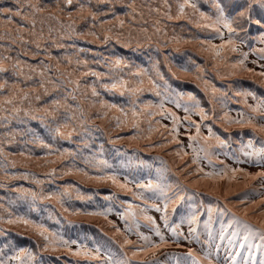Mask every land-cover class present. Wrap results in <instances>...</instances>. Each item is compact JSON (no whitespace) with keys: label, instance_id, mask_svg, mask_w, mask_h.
<instances>
[{"label":"snow or ice","instance_id":"snow-or-ice-1","mask_svg":"<svg viewBox=\"0 0 264 264\" xmlns=\"http://www.w3.org/2000/svg\"><path fill=\"white\" fill-rule=\"evenodd\" d=\"M78 0H55L52 7L46 6L48 0H14L16 5L15 9L12 8H0V15L4 16L10 27L0 28V127H6L8 123L15 120L17 123L23 124L25 120H40L44 126H48L45 121L49 118L51 120H58L61 111L65 115V122L58 124L55 129H50L52 132V139H70L73 135V131H66L69 128V121H72L76 117V112L79 111L80 115L78 117L80 121V126L84 127L85 124L92 121V116L96 118H107L109 116V111H96L89 115H85V112L78 105L73 106L76 102L77 92L80 91L81 85L84 83V78L92 76L97 80L104 78L103 74L98 71H94L89 67L88 59L82 58L85 53H91L93 56L98 55L92 52L91 49L79 48L75 43L65 44L63 41H75L79 39H86L88 43H102L108 44L111 40L115 38L117 43H120L122 30L128 25L130 28L132 25L137 23L141 24L140 31L144 34L148 33V25L150 20L145 19V12L148 17L151 18L154 14L155 19L151 20V24L154 30V34H160L162 32L161 17L167 20H180L188 18L191 22V17L188 16V9H191L193 14L198 13L200 21H207V23H197L196 27L199 28H210L212 32L220 39L219 44L213 43L211 40H200L198 43L203 47L204 51L209 52V59L212 62V67L219 74V70L223 68H244L246 71L250 72L252 75H259L264 78V70L256 73L254 69L246 68V61L248 60L249 53L243 52L240 48L241 44L245 41L241 39V33L247 35L250 29L255 26L260 34L257 40L264 44V0H204L205 3H211L214 9L212 15H208L198 8L196 0H177L176 14L173 16L171 14V3L170 0H162L160 7H153L155 0H127L123 5L128 9L124 16L116 15L114 8H109L104 12L93 11L90 7L85 4H80L79 8L75 11L71 10L73 5L77 3ZM97 4H114L116 0H96ZM259 10V14H257ZM112 15L114 18L112 20H104L101 17ZM37 17H40L39 23L41 24L40 31H36ZM139 17V21L137 20ZM16 18H19L21 23L15 24L13 22ZM77 20L91 21V24L87 31L79 32L77 31L76 22ZM45 21L48 22L49 26L47 29V39H45L43 25ZM53 22H55L53 24ZM58 26V27H57ZM97 28L102 31L98 32ZM225 32L227 36H225ZM113 33H116L114 36ZM55 34V35H54ZM91 37V39H88ZM151 39V37H148ZM189 42V41H186ZM49 44L55 45L56 48L64 50L65 54L63 56L53 57L51 51L48 47ZM125 47L129 45H123ZM35 48V51H32ZM71 48L74 55L70 56L67 53V49ZM253 53L258 52V59L252 61L254 64H258L261 69H264V64H259L260 60H264V48L251 49ZM15 52L16 55L13 56L12 53ZM7 53V54H5ZM229 53H239L241 59H238L235 63H229ZM43 56V58H41ZM27 58V59H25ZM36 61V63H30L29 61ZM55 61V63H50V61ZM94 63H99V60H94ZM105 65L109 68L108 79L112 81L111 84H102L101 87L105 91L112 92L113 94L119 93L120 96L129 95V107L125 108L121 105L110 103L103 99H99V105L101 110H114L120 113V116H116V128L123 130L129 125L131 128L135 129L138 133L145 132L146 135L143 137L152 143L153 134H158L162 140L174 143L178 146L176 155L184 160L187 153L183 152V146L180 141V128L187 124L186 132H189L187 139L190 141L188 147H192V141H197L198 139L207 140L209 137H214L217 143L221 146H226V141L221 139L219 135H216L211 126H207L208 136H201V127L204 121L209 119H215L210 117L205 110L200 107V103L191 94L188 95V100L192 101L193 104L190 107H184L185 116L179 117L174 112L169 109L164 108L161 112L156 113V115L163 117L164 119H171V127L166 124H162L159 120H149L150 126L145 130L141 128L142 118L145 117L147 109L152 107L151 105H146L144 108H140L137 104L139 94L145 89L143 87L144 80L140 79L138 82L134 79H125L122 75L125 69L130 66L122 57H115L109 59L104 58ZM195 64V61H192ZM75 65V67H73ZM155 69V65H153ZM198 73H203L205 69L196 65ZM187 71V69H184ZM11 73V76L5 78V74ZM127 75L131 78L144 77L147 75V70L144 68H137L136 71H129ZM157 76L163 79V76L157 71ZM207 83V82H206ZM149 84L154 88L155 83L149 77ZM90 87V96L94 98H99V92L95 85H88ZM219 91L216 88H212V92L215 94ZM56 94H61L57 96ZM159 95V93H157ZM237 95L252 96L256 99L255 94L251 92L247 93H237ZM89 93L85 91L82 93V97L87 99ZM49 97L48 101L44 98ZM43 101V105L41 102ZM82 102V101H81ZM95 101L92 107L95 108ZM163 108V105H159ZM177 108H180V104H176ZM195 111V113L200 117V122L192 120L189 113ZM251 113L254 115L245 118L243 112L238 113L239 119L232 120L231 117L226 112L221 120H226L231 123L239 125L241 128L250 127L254 130L264 132V125H258L255 123V119L258 116L264 119V99L258 100L255 107H250ZM43 113V116L39 115ZM70 113V114H69ZM150 116L151 114L148 113ZM123 117V118H121ZM94 123V121H92ZM156 124V127H151L152 123ZM195 128V134H190V129ZM63 129V130H62ZM100 131L99 128L95 129ZM228 129L225 128V131ZM85 132L91 135V132L85 128ZM21 134L22 133H18ZM33 139L26 141V143L35 144L38 147L47 150L46 155H51L52 153L58 152L52 144L45 142L40 139L35 133L32 134ZM170 137V140H169ZM136 136L129 137V139H136ZM14 139L8 141L9 144L13 143ZM161 147L165 145H159ZM84 147H88L85 143ZM102 147V146H101ZM248 147H252V141H249ZM72 155L67 149L60 152V158L64 155ZM21 157L25 159H32V154L30 152H19ZM244 155L248 157L245 161L237 160V163H255L264 167V147L253 148L251 152H245ZM0 156H3L5 160L8 159V155L5 153V142L0 140ZM205 159H208V163L212 164L213 161L208 157L205 152ZM54 163V161H53ZM91 167L100 171L99 165H103L105 168H111L112 165L108 164L107 161L98 160L95 163L92 161L88 162ZM219 163H223L219 161ZM192 165H196V170L194 174H199L201 179L210 180L218 182L220 180H227L232 182L237 179L238 175H242L246 178L252 180L264 179V170L256 172L255 174L248 173L242 168H227L226 166L221 171H205L203 167L199 166V157H193L191 161ZM12 167H16L15 163ZM77 171H81L77 169ZM190 171V170H189ZM56 169L53 168L46 173L48 176H54ZM67 174V173H65ZM192 174V173H190ZM84 176H89L88 172H83ZM15 178V177H14ZM18 178L28 179L27 174H24ZM89 179H94L96 181H111L113 185L125 192H132V189L128 187L127 179L124 183H121L115 173L106 174L103 176H89ZM51 182V181H50ZM37 185L43 183V181L37 179L35 180ZM3 185H0L2 187ZM135 187L137 189H143L144 191L152 192L158 194L165 198L163 202V208L159 204H151L150 207L154 208L156 212H162L160 219L163 221L164 228L171 234V239L167 238L165 233L157 225V221L152 216L145 215L143 219L147 222L150 232L153 235H145L138 231L139 224L134 223L133 220L129 219L130 214H120V219L127 221L124 230L117 227L112 221L108 223L114 229V236L109 239L113 243L118 244L119 252L121 255H117L114 252H108L107 250L102 251L101 246H96L95 248H89L86 245L79 244L76 240H66L63 237H58L56 233L51 232L43 224L35 223L24 216H13L11 212H8V218L5 219L4 216H0V223H7L10 225L22 224L27 228L35 231V233L42 238L44 244L41 248L37 244L41 251H59L61 248L64 249L66 253L83 259L88 262V264H132L133 261L136 264H161L160 256L161 250L167 249L173 244L176 247H181L180 240H198L197 228L195 225L198 224L199 216L195 214L186 218V223L189 225L188 234H185L178 229L180 224L185 223L182 219L180 224L170 225L169 216L167 215L169 203L178 204L180 201L185 199V194L178 191L174 195V199L169 197L168 192L173 186H168V191L161 186L160 183H154L149 181L147 183H136ZM175 187L179 190L180 185L177 184ZM69 188L65 187L60 195L52 193L48 196L42 197L45 200L57 199L59 200L61 196H66L69 193ZM23 196H30L33 200L37 198V193L34 191H29L27 189H16ZM79 199H84L80 196ZM134 199L146 200L143 192L136 194L133 193ZM3 198L0 197V200ZM87 199H91L88 197ZM104 199H112V196H105ZM242 205H247V199L240 201ZM254 211L259 210V214L262 219L259 222V231L254 233L251 226L244 224L243 227L246 228L251 234H258L260 241L264 242V198H261L258 203L253 202ZM132 205L129 204L128 208L131 209ZM0 210L7 211L4 209V205L0 203ZM31 210H35L34 208ZM208 212H212L213 209L209 207ZM68 211V209H65ZM78 211V210H77ZM112 209L108 208L102 212L89 213L90 215H100L107 219V212H111ZM175 211V207H173ZM247 208L245 209V215H247ZM207 226V222H205ZM231 226V224L229 225ZM136 230V235L142 244H137L136 242L130 240L125 234L126 232H131ZM4 230L0 229V235H4ZM235 235V233H233ZM116 237H122V240H117ZM223 238V237H221ZM247 240V236H245ZM72 245H76L75 250L72 249ZM244 245L241 244V247ZM259 246V245H258ZM12 247L13 254L8 256L2 255V249H0V264H34L37 260V254L34 253L30 248L21 247L15 248L12 246V242L9 241L8 244L3 245V248ZM132 249L131 255L128 254V250ZM163 256L167 257L169 260H174L175 264H188V260L194 262V264H200V261L196 259L191 248L182 256H173L167 252L162 253ZM239 255V253H237ZM59 259V257H57ZM228 259L231 260L232 264H236V256H230ZM208 264H212L209 259ZM259 264H264V260H260Z\"/></svg>","mask_w":264,"mask_h":264},{"label":"trees","instance_id":"trees-1","mask_svg":"<svg viewBox=\"0 0 264 264\" xmlns=\"http://www.w3.org/2000/svg\"><path fill=\"white\" fill-rule=\"evenodd\" d=\"M126 2L127 0H116L114 4H97L96 0H78L71 10L75 11L82 3L97 12H104L109 8H114L115 14L123 17L128 11V9L123 6ZM54 3L55 0H48L46 6L52 7ZM170 3L172 6L171 14L175 16L177 0H170ZM196 3L201 11L208 15L213 14L214 9L212 8L211 3H205L204 0H196ZM161 4L162 0H155V3H153L152 6L160 7ZM5 7L15 9L16 5L14 0H0V8ZM257 14H259V10H257ZM188 16L191 17V22H189L188 18L167 20L166 18L161 17L160 27L162 28V32L160 34H154L151 20L155 19L156 16L154 14L149 18L145 12V19L150 20L149 24L145 25L148 28V33L144 34L140 31V23L132 25L131 28L126 25L122 30L120 43H117L115 38L108 44L88 43L86 39L63 41L65 44L75 43L79 48L91 49L92 52L97 53L98 55L96 56H93L91 53H85L82 55V58L86 57L89 61V67L94 71L100 72L104 76L101 80H97L92 76L84 78V83L81 85L80 91L77 92V101L71 103H73L74 107L77 105L80 107L82 103L87 109L85 112L88 115L96 111H104L100 109L99 99L128 108L130 106L128 94L120 96L118 92L113 94L112 92L105 91L104 88L101 87L102 84L112 83V81L108 79L110 73L109 68L104 63V58L107 57L113 59L115 57H122L130 66L122 73V75L125 76V79H134L137 82L140 79L144 80L143 87L145 90L139 94L137 104L140 108H144L146 105L152 106L147 109L145 117L142 118V129L146 130L150 126V119L153 121L159 120L165 122L163 117L156 115V113L162 111V108L159 107L161 104L163 106L172 107L176 113L182 112L185 114L184 107H190L193 104L192 101L188 100V95L191 94L199 101L200 107H202L210 117L215 118L214 120L209 119L203 122V125L205 126H202L201 130H204L205 136H208L207 126H211L213 132L226 141V146H221L217 143L214 137H209L207 140L203 139L204 141L201 139L199 141L200 145L194 147L193 150L196 151V148H198L197 151L200 152L199 154L203 156V159L206 162L208 159L204 158L205 152L208 156L215 158L221 156L230 160H239L240 157L238 154L244 147L248 146L249 141H252V146H257L259 144L256 140L257 138H255L256 136L253 129L250 127L228 129L225 131V128L228 125L234 123L221 120V117L227 112L234 121L237 120L238 112H243L249 116L254 115L244 102V95H237V93L251 92L255 94L256 99H253L252 96L250 97H252L253 102L255 101L254 106H256L258 100L264 99V83L262 82L264 78L259 75H254L257 77L256 79L239 76H234L230 79L227 73L229 68L223 67L219 70V74H217V71L215 69L213 70L211 65L212 62L208 57L210 56V53H205L201 48L200 51L193 49L192 44L188 45V43H193L195 40H198V42L200 40H209L216 34L212 32L210 28L196 27L198 22L207 23V21H200L198 13L193 14L192 10L188 9ZM113 18L112 15L101 17V19L104 20H112ZM36 19V31H40V17H37ZM139 19L140 18L137 17L138 21ZM17 23H21L19 18L14 20L11 27H14ZM54 23L55 22H53V24ZM90 24L91 21L77 20V31H87ZM48 26V22L45 21L43 25L45 39H47L48 35ZM8 27H10V25L8 24L7 19L0 15V28ZM97 31L100 32L102 30L97 28ZM259 34L260 32L255 26L250 29L247 35L241 33V39L245 41V43L241 45V50L243 52H248L251 56L258 57L259 53H253L251 49L264 48V44H261L257 40ZM113 35L115 36L116 33H113ZM225 36H227L226 32ZM148 37H151V39H148ZM88 39H91V37ZM198 42L197 44H199ZM123 45L129 46L125 47ZM48 47L53 57L63 56L65 54L64 50L56 48L53 44H49ZM32 51H35V48H32ZM66 54L70 56L74 55L71 48L67 49ZM202 54L207 57L201 56ZM12 55L15 56L16 53L13 52ZM228 56L229 63H235L238 59L242 58L239 53H232ZM41 58H43V56ZM94 60H99L100 62L94 63ZM192 61H195V64H193ZM249 61L250 57L248 56L246 67H250L248 64ZM29 62L36 63V61L31 60ZM205 62L208 64H204ZM51 63L54 64L55 61L53 60ZM153 65H155V69L153 68ZM196 65H199L201 68L205 69V71L203 73H198ZM208 66L212 68H209ZM73 67H75V65H73ZM137 68L146 69L147 75L135 78H131L127 75L129 71H136ZM184 69H187V71ZM157 71L163 76V79H160L157 76ZM255 72L258 73L256 70ZM184 74H187L189 78H183L182 76ZM230 74L231 76L234 75L232 73ZM10 76L11 73L5 74V78ZM149 77L155 83L154 88L149 84ZM88 85H95L100 94L99 98L90 96L91 89L90 87H87ZM213 87L219 90L215 94L212 92ZM85 91L89 93L87 99L82 97V93ZM157 93H159V95H157ZM56 95L59 96L61 94ZM44 100L48 101L49 97H45ZM94 101L96 103L95 108L99 107L98 109L92 107ZM177 103L181 105L180 108L176 107ZM41 105H43V101L41 102ZM148 113L151 115L149 116ZM114 114L115 117L120 116V113L116 112ZM189 114L198 117L197 122H200V117L195 111ZM39 115L43 116V113H40ZM75 115L77 118L68 122L69 128L66 130L73 131L74 129L73 135L70 139H52V132L50 129H55L58 124L65 122L63 111H61L58 120H51V118H49L45 121L48 125L47 127L44 126L39 119H26L23 124L17 123L13 120L8 123L6 127H0V140L5 142V153L8 155L7 160H5L3 156H0V185H3L0 187V197L3 198L0 200V203L4 205V209H7V211L0 210V216H4L5 219H7L8 212H11L13 216H24L35 223L43 224L51 232L56 233L58 237H63L69 241L76 240L79 244L86 245L89 248H95L99 245L102 247L103 251L104 245H106V249L113 248V244L110 242L107 232L103 230L102 233H98L96 231L100 230V228L95 227L86 220H77V217L82 214L85 215L84 218L87 219H95L97 217L105 218L104 216L90 215L89 213L102 212L111 208L112 211L106 213L108 216L106 220L109 221L111 214H121L123 208L125 206L128 207L129 204L137 207L141 210L140 212L144 213L149 206L151 192L133 187L131 188L132 192H125L120 189L118 193L107 195L108 187H93L85 185L83 181L85 177L83 172L85 171L88 172L89 176H103L115 173L119 181H121V177L114 170V166L120 164L122 165V168L125 169L123 164L125 160L129 159V157L125 153L117 152L116 146L113 148L115 141L118 142L119 140L115 137V133L110 136L108 134V137H111L114 140L113 147H104V142L101 147L100 137H102L103 141L105 139L101 129L92 124V121L85 124L84 127H81L78 119L80 115L79 111H77ZM92 117L93 120L98 119L94 115ZM216 120H218L220 124H218ZM255 123L258 125H261V123L264 124V119L257 116ZM165 124L167 125L166 122ZM151 127L155 128L156 124L153 122ZM85 128L91 132V135H88L85 132ZM96 128H99L100 131H96ZM191 129L194 130L195 128L192 127ZM127 130L130 134L132 133L134 136L142 138V146L143 144H150L149 141H146V139L143 138L147 134L146 131L138 133L135 129L131 128V126ZM18 133H22V135ZM33 133L38 135V137L45 142L52 144L59 151L52 153L51 155H46V149L38 147L35 144L26 143V141L33 139ZM185 134H187V132ZM10 139H14V142L11 144L8 143ZM158 139H160V136ZM85 143L88 147H84ZM152 145L146 147H151ZM64 149H67L72 155L66 154L60 158L59 154ZM21 151L26 153L30 152L32 154V159L29 160L21 157L19 155V152ZM146 152L148 153V151ZM183 152L186 153L185 148L183 149ZM98 160H104L107 161L108 164L113 165L111 168H105L103 165H99L100 171H97L95 168L91 167L88 162L92 161V163H95ZM212 161L216 165L218 164L214 160ZM154 162L155 161L153 160V163ZM13 163H15L16 167H12ZM143 163L146 165L148 161L143 159ZM199 166H201L200 162ZM53 168L56 169L55 175L51 177L46 175V173ZM188 168L191 167L189 166ZM77 169L81 171L78 172ZM140 173L143 172L140 171ZM24 174H27L28 179L18 178ZM128 176L130 177V175ZM37 179L43 181V183L37 185L35 183V180ZM125 179L127 178H124V180ZM127 182L130 183V185L132 184L128 179ZM65 187L70 189L69 193L66 196H61L59 200L42 199V197L48 196L52 193L60 195ZM20 188L36 192L37 198L33 200L30 196L26 197L21 195V193L16 191V189ZM170 191L172 193V189ZM186 191L191 193V195L185 200L187 205L183 206L187 207L188 204L190 205L193 202L196 207L198 200L195 198L194 192L190 190ZM141 192H143L146 200L142 201L136 199L134 202L133 193L139 194ZM154 195L165 199L158 194ZM80 196L84 197V199H79L78 197ZM105 196H112V199L106 200L104 199ZM199 196L201 197V195ZM88 197H91V199H87ZM208 202L209 201L206 203ZM179 206L183 207L182 205ZM33 208L35 209L34 211L31 210ZM65 209H68V211H65ZM135 221L139 224L147 225V222L145 220L143 221V218L138 220L135 219ZM213 223L215 222L212 221V224ZM0 229L4 230L5 233L4 235H0V249H2V255L5 257L13 254L12 247L3 248V245L8 244V242L11 241L12 246L15 248L27 247L36 253L37 260L34 264H76V262L84 264L86 262L83 259L74 258L70 253H66L63 248L59 251H41L44 241L34 230L27 228L25 225L0 223ZM37 244H39L41 248H38ZM75 247L76 245L73 246L72 249L75 250ZM57 257H59V259ZM12 264H15V262H12Z\"/></svg>","mask_w":264,"mask_h":264},{"label":"rangeland","instance_id":"rangeland-1","mask_svg":"<svg viewBox=\"0 0 264 264\" xmlns=\"http://www.w3.org/2000/svg\"><path fill=\"white\" fill-rule=\"evenodd\" d=\"M209 40H211L215 44H219L221 42L216 35H214V37L210 38ZM197 42L198 40H195L193 41V43H188V45L192 44L193 49H197L200 51L201 48L202 51H204L203 47H201L200 44H197ZM241 45L240 48L242 47ZM204 52L209 54V52ZM201 56H203V54ZM249 57L250 61L248 62V64L250 67H246L247 69H255L258 73L264 70L261 69L258 64L252 63V61H256L258 57L251 56L250 54ZM204 64L208 63L205 62ZM259 64H264V60H260ZM227 73L230 79L234 76L251 77L255 79L257 78L250 72L246 71L244 68L232 69L229 67ZM230 73L234 75L231 76ZM182 77L189 78L187 74H184ZM262 82L264 83V79ZM244 97V102L249 108L255 107V101L253 102L252 97ZM82 105L83 104L81 103L80 108H82L85 112V110L87 109L84 105ZM164 108L171 110L181 118L185 116V114L182 112L176 113L175 110L170 106H163L162 110ZM114 113H116L114 110L109 111V116L107 118H99L93 120L92 117V121H94V123L92 122V124L98 126L104 134V141L102 137H100L101 146H103L104 142V147H113L114 140L111 137H108V134L110 136L111 134L115 133V137H117V139L119 140L118 142L115 141L113 148H115L116 146L117 152L125 153L129 157V159L125 160L123 164L125 169H123L122 165L120 164L114 166V170L121 177L120 182L124 183L126 181V179L124 180V178H127L132 182L131 185L130 183H128V187L130 188L135 187L136 183H147L149 181H152L154 183L158 182L162 187L165 188L166 191H168V186L171 185L173 187L171 188L172 193L171 191L169 192V197H172L173 199L174 195L178 191L183 192L185 194V199L175 205L170 202L167 215L169 216L170 225L180 224L182 219L185 220V223L180 224V228L178 229L179 231L183 232L185 236H187L188 234L189 227V225L186 223V218L192 215L194 211L195 214L200 218L198 224L195 225V227L197 228V235L199 236V239L191 241L181 239V247H176L175 244H173L169 248L161 250V253H158V256H160L161 259V264H175L174 260H169L167 257L163 256V252H167L173 256H182L187 252L189 248L192 249L196 259L200 261V264H208L209 259L212 261V264H232L231 260L228 259V257L230 256H236V264H259L260 260H264V242L260 241L258 234H251L246 228L243 227L244 224H248L249 226H251L254 233H258L259 231V222L262 217L259 214V210H253V202L258 203L261 198H264V179L252 180L242 175H238L237 179L232 182H229L227 180H220L214 183L210 180L201 179L199 174H194L196 166L192 165L191 161L193 157H199V162L201 164L200 167H203L205 171H221L226 166L227 168L239 167L248 173L255 174L256 172L264 170V167L255 163H237V160H230L226 157L221 156H217V158L208 156L211 158V160H214L216 163H218L217 165L215 163L209 164L208 161H204L203 156L199 154L200 152L197 151L198 148H196L197 152L193 150L194 147L200 145L199 141L201 139L192 141V147H188L190 141L187 139L189 132L185 134V129L187 128L186 123L183 127L180 128V132L182 133V135L180 136V141L183 149L185 148V151L187 153V155L184 157V160H181L175 154L178 150V146L174 143H169L162 140L161 137L160 139H158V134H153L152 136L153 145L152 143H150L143 144L142 146V138L137 137L136 139H129V137L134 136V134H130V132L127 130L130 125L123 130L116 128V121H113L115 120ZM85 115L87 116L88 114L85 112ZM246 116L249 115L245 114V118H247ZM191 118L195 121L198 120V117L191 116ZM239 118L240 117L237 114L236 119ZM164 120L167 125L171 127V119L169 118ZM160 122L162 124H165V122ZM216 122L220 124L218 120H216ZM262 124L263 123H261V125ZM226 128L230 130L241 127L234 123L232 125H228ZM253 132L257 137L256 140L259 144L257 146L244 147L238 154L240 157V161H245L248 159V157L244 155L245 152H251L253 151V148L264 147V132H260L254 129ZM190 134L194 135L195 129H190ZM201 135L205 136L204 130H201ZM202 141L204 140L202 139ZM162 144L165 146H159ZM149 145L152 146L146 147ZM146 151H148V153ZM147 156L150 158H148ZM143 159H146L148 161L146 165L143 163ZM153 160L155 161L154 163ZM219 161H222L223 163L221 164L219 163ZM189 166L191 168H188ZM140 171L143 173H140ZM132 172L134 173V175ZM128 175L132 177L130 178ZM83 181L85 185L88 186L108 187L107 195L118 193L120 191V189L113 185L111 181H96L94 179H89V176H85ZM177 184L180 185L179 190L175 187V185ZM186 190L194 192L195 198L198 200V204L196 207L194 206L193 202L190 205L188 204L187 207L183 206L187 205L185 203V200H187V197L191 195V193L187 192ZM199 195H201V197ZM204 195L210 197H205ZM243 199H247L248 201L246 206L240 203V201ZM164 200L165 199L159 198L151 192L150 202L148 204L149 206L147 207V210L144 211V213L140 212L141 210H139L137 207L132 206L131 209H129L127 206H125L122 210L123 212L121 211V214H130L129 219L133 220L134 223L137 224L139 223L136 222L135 219H142L145 215L152 216L157 221V225L165 233L166 237L171 239V234L167 231V229L164 228L163 221L160 219L163 213L156 212L154 208L150 207L151 204H159L161 208H163ZM133 201L135 202L136 199H134ZM207 201L209 202L206 203ZM179 205H182L184 208L180 207ZM173 207H175V211H173ZM209 207L213 209V211L210 213L207 210ZM246 208L248 212L247 215H245ZM84 217L85 215L81 214L77 217V220H86L95 227L100 228V230L96 231L98 233H102V231L105 230L108 234V238L114 236V229L105 218L97 217L95 219H87ZM119 217L120 214H111L109 217V221H112L116 224L117 227L121 228V230H124L127 221L121 220ZM212 221L215 223L212 224ZM205 222H207V226L205 225ZM230 224L231 226H229ZM138 231L142 232L145 235H153V238L156 239L154 234L150 232L149 226L147 225L139 224ZM135 233L136 230L134 229L133 231L126 232L125 234L130 240L136 242L137 244H142L143 241H140ZM233 233H235V235H233ZM245 236H247V240H245ZM116 239L119 241L122 240V237H116ZM110 242L113 244V248L106 249V245H104V250L117 253V255H121L119 252L118 244L113 243L112 240H110ZM241 244H243L244 246L241 247ZM256 246H258L257 249ZM131 251L132 249L128 250L129 255H131ZM238 252L239 255H237ZM73 257L76 259H80L75 256ZM252 259L255 260L252 261ZM76 264L79 263L76 262ZM84 264H88V262H85ZM132 264H136V262L133 261ZM188 264H194L191 258L188 260Z\"/></svg>","mask_w":264,"mask_h":264},{"label":"bare ground","instance_id":"bare-ground-1","mask_svg":"<svg viewBox=\"0 0 264 264\" xmlns=\"http://www.w3.org/2000/svg\"><path fill=\"white\" fill-rule=\"evenodd\" d=\"M201 192V191H200ZM260 243V242H259ZM258 246H256V249H257ZM255 259H252V261H254Z\"/></svg>","mask_w":264,"mask_h":264}]
</instances>
